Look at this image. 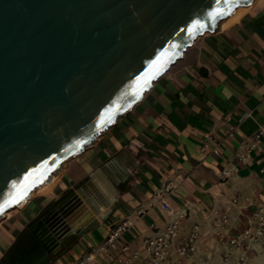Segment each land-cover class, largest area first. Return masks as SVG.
Wrapping results in <instances>:
<instances>
[{
  "label": "crops",
  "instance_id": "1",
  "mask_svg": "<svg viewBox=\"0 0 264 264\" xmlns=\"http://www.w3.org/2000/svg\"><path fill=\"white\" fill-rule=\"evenodd\" d=\"M102 167L113 185L117 179V208L41 264H127L144 236L183 209L181 234L199 225L195 260L238 264L234 254L223 257L213 221L226 215L235 234L264 204V0H252L199 35L130 108L0 215V261L30 245V224L49 204ZM168 182L172 212L158 194ZM125 218L131 226L108 244L110 227ZM262 259L264 244L250 246L246 264Z\"/></svg>",
  "mask_w": 264,
  "mask_h": 264
},
{
  "label": "water",
  "instance_id": "2",
  "mask_svg": "<svg viewBox=\"0 0 264 264\" xmlns=\"http://www.w3.org/2000/svg\"><path fill=\"white\" fill-rule=\"evenodd\" d=\"M250 2L0 0V215L130 108L199 35ZM97 174L49 204L30 224V245L0 264H41L96 227L78 211L79 191L87 195ZM116 208L114 200L99 219Z\"/></svg>",
  "mask_w": 264,
  "mask_h": 264
},
{
  "label": "built area",
  "instance_id": "3",
  "mask_svg": "<svg viewBox=\"0 0 264 264\" xmlns=\"http://www.w3.org/2000/svg\"><path fill=\"white\" fill-rule=\"evenodd\" d=\"M261 131L256 135L255 142L251 147L256 146L259 141ZM171 183H166L158 192L163 209L172 212L169 202L165 196L171 192ZM143 212L140 210L139 213ZM165 225L155 231L153 234L144 236L141 240V249L132 250L123 262L127 264H182L188 261L189 264H200L195 260V254L198 252L199 245V225L193 224L184 235L181 234V222L186 216V210L174 212ZM228 217L226 215L217 216L213 221L216 233L225 248L223 257L227 260L231 254L236 256L238 264H246L248 249L254 244H264V204L260 205L254 214L253 221L242 231L231 234L227 227ZM132 222L125 218L116 222L110 227L106 242L114 245L124 231H126ZM124 250L129 249L125 244ZM145 257L141 258V253ZM77 264H85L80 261Z\"/></svg>",
  "mask_w": 264,
  "mask_h": 264
},
{
  "label": "bare ground",
  "instance_id": "4",
  "mask_svg": "<svg viewBox=\"0 0 264 264\" xmlns=\"http://www.w3.org/2000/svg\"><path fill=\"white\" fill-rule=\"evenodd\" d=\"M87 195L79 191V198L83 203L78 212L83 220L81 224L93 218H100L106 214L112 201L115 200L114 185L105 168H98V174L95 180L87 185ZM98 220V219H97Z\"/></svg>",
  "mask_w": 264,
  "mask_h": 264
},
{
  "label": "rangeland",
  "instance_id": "5",
  "mask_svg": "<svg viewBox=\"0 0 264 264\" xmlns=\"http://www.w3.org/2000/svg\"><path fill=\"white\" fill-rule=\"evenodd\" d=\"M259 264H264V259H262V260L259 262Z\"/></svg>",
  "mask_w": 264,
  "mask_h": 264
},
{
  "label": "snow or ice",
  "instance_id": "6",
  "mask_svg": "<svg viewBox=\"0 0 264 264\" xmlns=\"http://www.w3.org/2000/svg\"><path fill=\"white\" fill-rule=\"evenodd\" d=\"M3 209V206H0V210H2Z\"/></svg>",
  "mask_w": 264,
  "mask_h": 264
}]
</instances>
